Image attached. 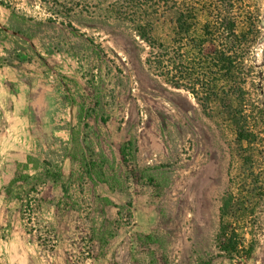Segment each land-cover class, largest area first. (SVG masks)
Returning a JSON list of instances; mask_svg holds the SVG:
<instances>
[{"label": "rangeland", "instance_id": "1", "mask_svg": "<svg viewBox=\"0 0 264 264\" xmlns=\"http://www.w3.org/2000/svg\"><path fill=\"white\" fill-rule=\"evenodd\" d=\"M245 1L264 23V0ZM117 8L0 0V264H264V208L246 230L249 259L216 248L242 164L224 109L206 111L146 65L148 46ZM146 19L156 43L174 38L172 14ZM260 43L252 83L264 95ZM47 171L63 175L66 193Z\"/></svg>", "mask_w": 264, "mask_h": 264}, {"label": "trees", "instance_id": "2", "mask_svg": "<svg viewBox=\"0 0 264 264\" xmlns=\"http://www.w3.org/2000/svg\"><path fill=\"white\" fill-rule=\"evenodd\" d=\"M111 1L118 7L115 14L136 24L134 32L150 50L146 65L156 69L172 87L190 93L206 111L215 103L224 109L242 164L221 200L215 243L217 251L229 259H249L256 241L252 237L247 242L245 237L252 236L264 208V182L259 169L264 153L256 149L264 143V95L261 86L253 88L257 73L251 57L255 45L264 38V23L251 13L245 0ZM168 14L175 17L174 38L168 44L156 43L145 33V20L152 15L160 21ZM260 44L264 59V43ZM130 144H123L119 150L123 160ZM31 162L27 158V165ZM85 169L87 178L92 179L93 165ZM45 177L66 193L60 172L47 171ZM20 180L21 176L15 177L11 186ZM108 204L114 206L111 201ZM249 227L252 231L247 233ZM143 240L148 244L157 241L151 235Z\"/></svg>", "mask_w": 264, "mask_h": 264}]
</instances>
